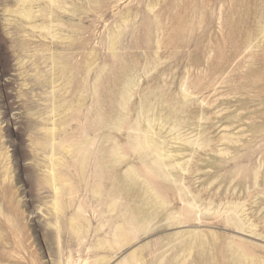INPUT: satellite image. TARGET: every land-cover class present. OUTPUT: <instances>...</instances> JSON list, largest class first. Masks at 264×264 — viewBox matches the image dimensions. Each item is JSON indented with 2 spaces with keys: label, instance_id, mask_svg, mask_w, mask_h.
I'll return each instance as SVG.
<instances>
[{
  "label": "rangeland",
  "instance_id": "obj_1",
  "mask_svg": "<svg viewBox=\"0 0 264 264\" xmlns=\"http://www.w3.org/2000/svg\"><path fill=\"white\" fill-rule=\"evenodd\" d=\"M25 1L0 264H264V0Z\"/></svg>",
  "mask_w": 264,
  "mask_h": 264
},
{
  "label": "bare ground",
  "instance_id": "obj_2",
  "mask_svg": "<svg viewBox=\"0 0 264 264\" xmlns=\"http://www.w3.org/2000/svg\"><path fill=\"white\" fill-rule=\"evenodd\" d=\"M24 1H25V0H24ZM28 1H29V0L25 1V3H27ZM27 4H28V3H27ZM24 8H25V7H24ZM27 9H28V8H27ZM25 13H27V12H25ZM25 17H27V16H25ZM144 144L147 145L146 142H144ZM145 145H144V146H145ZM147 146H148V145H147ZM42 168H43V166H42ZM53 180H56L55 176H53Z\"/></svg>",
  "mask_w": 264,
  "mask_h": 264
}]
</instances>
